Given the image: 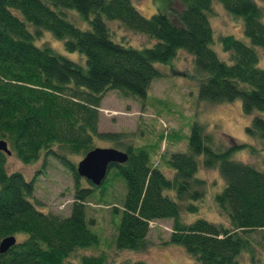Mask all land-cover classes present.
I'll use <instances>...</instances> for the list:
<instances>
[{"label": "trees", "instance_id": "1", "mask_svg": "<svg viewBox=\"0 0 264 264\" xmlns=\"http://www.w3.org/2000/svg\"><path fill=\"white\" fill-rule=\"evenodd\" d=\"M162 1L144 16L131 0H0V139L10 151L0 150V239L15 237L0 252V264H68L76 250L94 247L97 235L86 223L84 203L94 190L104 192L117 175L125 186L113 238L118 250L144 249L153 218L171 219L168 240L191 254L189 264H240L241 251L254 256L255 245H264V159L258 167L232 158L246 147L255 152L254 145L232 137L224 140L214 126L193 120L185 149L161 153L166 172L150 157L143 146L147 143L134 142L132 131L97 129L99 102L106 91L142 102L151 80L160 76L155 65L183 49L192 57L197 99H239L250 116L246 132L264 144V65L258 64L257 51L264 52V0H217L242 18L248 39L219 37L228 62L211 47V0ZM111 20L150 42L135 46L114 39ZM42 30L61 40L65 50L83 55V63L39 42ZM95 138L126 153L124 161L108 166L99 185L79 176L69 157L95 147ZM39 153V171L47 155H53L71 174L67 214L37 207L39 200L31 198L35 177L27 179L6 167L8 155L28 163ZM200 165L216 168L222 178L212 200L225 224L200 217L182 220L197 211L194 202L204 196L205 181L196 176ZM254 231L258 236L253 238ZM97 249L80 254L79 263L103 264L106 253ZM114 264L151 263L124 259Z\"/></svg>", "mask_w": 264, "mask_h": 264}, {"label": "rangeland", "instance_id": "2", "mask_svg": "<svg viewBox=\"0 0 264 264\" xmlns=\"http://www.w3.org/2000/svg\"><path fill=\"white\" fill-rule=\"evenodd\" d=\"M131 2L144 16L163 5L162 0H131ZM208 20L213 32L211 47L221 59L228 62L227 53L222 50L219 37L232 34L248 42L244 35L242 18L227 12L217 0H211ZM108 27L112 37L121 42L135 46L150 42L149 37L122 27L115 20L109 21ZM37 40L46 41L56 51L83 63V55L77 51L65 50L62 41L54 38L49 32L40 31ZM39 42L35 41V43ZM257 51L259 53L258 64L264 65V52L258 48ZM155 66L160 70V76L151 80L146 97L142 102L136 98L125 97L113 89L103 94L98 107V130L132 131L134 142L136 144L147 143L143 146L148 150L152 160L157 161L163 171L170 172L162 162L161 153L185 149L190 124L193 120H197L205 122L208 125L206 127L214 126L215 134L224 140L232 137L239 142H248L256 147L253 153L249 147L235 151L232 154L233 159L258 167L263 164L264 144L246 132L250 116L243 112L239 99L222 102L197 99L193 81L195 78L193 77L192 80L190 75L192 57L189 53L183 49H177L171 60ZM94 144L115 147L114 143L98 138H95ZM69 157L76 162L81 156L71 154ZM42 158V153H39L36 160L23 163L11 154L6 157L5 164L8 170H19L27 179L31 176L35 177L31 198L39 200L37 207L67 214L72 200L71 174L53 155H47L45 167L39 171ZM196 176L202 177L205 181L204 196L201 200L194 202L198 205L197 211L186 213L182 220L188 222L200 217L216 222L222 221L225 224V217L216 211L212 200L213 194L222 186V178L218 170L200 165ZM115 178L109 182L108 186L106 184L104 192L94 190L84 203L85 220L90 230L97 235V244L94 247L76 250L68 257L67 263L80 264L78 261L80 254L85 251L87 254L97 253V248L106 253L103 264H114L124 259H143L151 264L192 263L191 254L186 252L181 245L168 240L172 222L170 218H153L149 221L147 246L144 249L122 248L118 250L115 248L113 238L125 192L123 179L118 175ZM94 194L98 198L92 196ZM114 207L118 210L115 211ZM250 235L253 238L257 237L258 231L251 232ZM253 253L254 256L247 250L241 251L240 264H264V245L256 244Z\"/></svg>", "mask_w": 264, "mask_h": 264}, {"label": "water", "instance_id": "3", "mask_svg": "<svg viewBox=\"0 0 264 264\" xmlns=\"http://www.w3.org/2000/svg\"><path fill=\"white\" fill-rule=\"evenodd\" d=\"M0 150L6 154L10 151L4 140L0 139ZM126 159V153L113 146H95L83 154L75 162L76 173L94 185H99L106 175L108 166L113 162H122ZM15 242L13 235H7L0 239V252H4Z\"/></svg>", "mask_w": 264, "mask_h": 264}]
</instances>
